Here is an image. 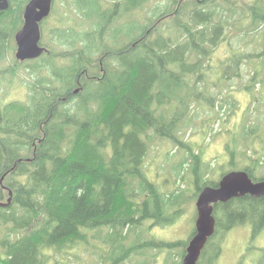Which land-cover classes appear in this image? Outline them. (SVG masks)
Here are the masks:
<instances>
[{"label":"trees","instance_id":"obj_1","mask_svg":"<svg viewBox=\"0 0 264 264\" xmlns=\"http://www.w3.org/2000/svg\"><path fill=\"white\" fill-rule=\"evenodd\" d=\"M9 1L11 8L0 12V90L17 91L19 81L29 98L0 97V204L12 199L0 206V264H150L143 262L152 250L178 248L181 258L166 264H183L198 197L225 176L210 178L201 168L203 150L185 140L193 109H218L213 90L229 89L231 76L252 85L245 73L240 77L244 51L236 45L261 36L264 50V0H65L54 18L55 0L52 17L41 23L48 52L26 62L16 59L15 38L30 0ZM251 71L264 82V58ZM233 98L226 95L231 111ZM165 146L172 173L191 175L186 208L181 186L167 179L166 194L149 178L148 158ZM228 150L229 168L237 170V154ZM250 166L245 172L255 180ZM189 208L186 239L148 237L151 227H175ZM213 216L215 233L197 264H219L237 227L249 224L258 236L264 198L215 204ZM148 223L144 238H124L131 230L144 234ZM103 228L110 230L104 262L94 258L89 240ZM257 264H264V250Z\"/></svg>","mask_w":264,"mask_h":264},{"label":"rangeland","instance_id":"obj_2","mask_svg":"<svg viewBox=\"0 0 264 264\" xmlns=\"http://www.w3.org/2000/svg\"><path fill=\"white\" fill-rule=\"evenodd\" d=\"M63 2H65V0H58V10L56 16L54 15V18H57L59 14L63 12ZM188 7L189 6H185L184 10L186 11ZM149 8L150 5L145 11H148ZM222 17L233 18L228 15H222ZM90 25L91 24L89 23L88 27H90ZM253 39L254 41L250 42L248 41L249 39H247V44L238 42L236 45L237 48L240 46V50L244 51V56L240 57L244 60V62L240 61L241 67L243 66V72L240 77L245 73V75L249 77L253 86L249 84V82H234V76H231L229 89L222 91L213 90V94L218 101V107L223 110L218 108L209 111L206 108V104L201 109L194 108L193 125L189 128L187 137H185L186 141L191 142L193 149L203 150L201 156L204 158V165H202L201 168H204V171L207 170L210 178L214 180H217L219 178L217 176H221L222 173L226 176L227 174L238 171V169H243L242 171H245V169L249 167V164H251V169H254L253 175L256 177V179H252V181L254 183L264 182V82H261L259 78V71L246 73L247 71H250L253 66L259 64L261 59L264 58V53H262L263 51L259 46V43H262L263 38L259 36L254 37ZM254 42L256 44H254ZM227 45L228 47H231L230 44ZM226 55L225 50L221 49L218 53V58L222 60ZM230 82H232V84ZM213 84L214 83L212 82L211 85ZM18 86L20 89L12 92H9L7 89H1L0 97L5 96L6 100L25 102L27 98H29L28 87L26 84H21L19 81H16L14 87L17 88ZM227 94L234 97L233 104L231 105L232 111L230 110V104H226ZM258 98H261L260 105L257 101ZM209 118L216 119L217 122L212 126H208L206 121ZM251 132L253 133L251 134ZM228 148L234 150L240 161L238 162V159L236 161V164L240 163L237 165V170L236 167L233 170L229 168L228 164L231 156ZM168 150V146L163 148L155 147V151L150 154L148 162L151 161L152 163L148 169L149 178L159 188L162 187V190L166 194H169L170 192L163 187L167 179L176 182V188H180L181 186L186 208L193 191L192 188H194L192 185V178L189 173L186 175L184 174L181 179L176 177L175 173H172L173 161H171L172 163L166 162L168 158V160L171 159L170 156L172 155L170 152L168 157L165 156ZM197 151L198 150H196V152ZM170 173L174 180L170 179ZM168 186L171 187V183H169ZM164 192L161 193V196L165 195ZM168 197L170 196L166 195V201L169 202L171 199ZM182 206L183 205H181V207ZM185 214L186 215L183 216L182 221L178 222L175 227H170L168 229H162L156 226L151 227L152 231L148 234V237H155L158 241H178L186 239L189 235V233L187 234V228H189V230L191 229L192 219L190 221L189 218L194 216V211L189 208ZM150 224L152 223L147 224L144 234L135 235L134 231L131 230L129 234H123L124 238H127L128 242L133 238H144L146 232L148 233L151 229L149 228ZM109 231V229L103 228L91 232L89 235L90 247L96 254V257L94 258L98 261H106L107 252L110 251L109 246L104 242ZM219 240L220 238H218L216 242ZM263 250L264 229L258 236L253 238L252 227L249 224L240 226L228 233L223 252L219 259V264H257L261 259V253ZM179 254V248L175 249L173 254L167 252L157 253L152 250L146 255L143 263L166 264L168 261L176 262L181 258ZM102 256L104 257L101 259ZM87 259L92 260L93 258L87 255ZM126 263L135 264L134 262L130 263L129 261Z\"/></svg>","mask_w":264,"mask_h":264},{"label":"water","instance_id":"obj_3","mask_svg":"<svg viewBox=\"0 0 264 264\" xmlns=\"http://www.w3.org/2000/svg\"><path fill=\"white\" fill-rule=\"evenodd\" d=\"M54 0H31L24 10V26L16 35V59L24 62L40 58L47 49L41 46V22L48 18ZM9 0H0V11L9 9ZM77 93V92H76ZM2 118L0 116V123ZM251 196L254 199L264 197V182L254 183L245 172H232L223 177L217 188L203 190L197 200L196 231L187 248L183 264H197L209 240L215 233L216 220L213 216L214 205L227 203L234 198ZM7 204H0L8 207Z\"/></svg>","mask_w":264,"mask_h":264},{"label":"flooded vegetation","instance_id":"obj_4","mask_svg":"<svg viewBox=\"0 0 264 264\" xmlns=\"http://www.w3.org/2000/svg\"><path fill=\"white\" fill-rule=\"evenodd\" d=\"M29 2H30V1H29ZM9 3H10V6H9V9H10L12 4H11L10 1H9ZM27 5H28V4H27ZM9 9H8V10H9ZM6 11H7V10H6ZM0 12H3V11H0ZM50 16H51V15H50ZM46 19H48V18H46ZM46 19H44V20H46ZM22 20H23V22H24V17L22 18ZM44 20H43V21H44ZM43 21H42V22H43ZM42 22H41V23H42ZM23 26H24V25H23ZM40 29H42L41 24H40ZM17 33H18V32H17ZM17 33H16V34H17ZM42 39H43V33H42ZM15 41H16V38H15ZM41 46H42V41H41ZM42 47H43V46H42Z\"/></svg>","mask_w":264,"mask_h":264},{"label":"bare ground","instance_id":"obj_5","mask_svg":"<svg viewBox=\"0 0 264 264\" xmlns=\"http://www.w3.org/2000/svg\"><path fill=\"white\" fill-rule=\"evenodd\" d=\"M217 183V182H216ZM219 183V182H218ZM218 186V185H217ZM216 229V228H215Z\"/></svg>","mask_w":264,"mask_h":264}]
</instances>
